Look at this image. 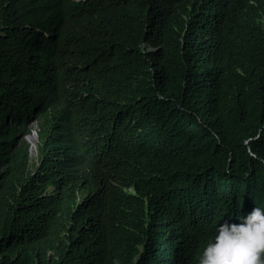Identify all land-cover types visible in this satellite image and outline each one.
I'll return each instance as SVG.
<instances>
[{
  "label": "trees",
  "instance_id": "16d2710c",
  "mask_svg": "<svg viewBox=\"0 0 264 264\" xmlns=\"http://www.w3.org/2000/svg\"><path fill=\"white\" fill-rule=\"evenodd\" d=\"M0 264H264V0H0Z\"/></svg>",
  "mask_w": 264,
  "mask_h": 264
},
{
  "label": "rangeland",
  "instance_id": "374dc122",
  "mask_svg": "<svg viewBox=\"0 0 264 264\" xmlns=\"http://www.w3.org/2000/svg\"><path fill=\"white\" fill-rule=\"evenodd\" d=\"M31 135L26 136L24 140L29 144L30 149H29V158H30V164H35L37 161V154H36V143H37V136H36V131H37V124L33 123L31 126ZM34 137V145H32L29 141L30 137Z\"/></svg>",
  "mask_w": 264,
  "mask_h": 264
},
{
  "label": "bare ground",
  "instance_id": "6f19581e",
  "mask_svg": "<svg viewBox=\"0 0 264 264\" xmlns=\"http://www.w3.org/2000/svg\"><path fill=\"white\" fill-rule=\"evenodd\" d=\"M34 140H35V139H34L33 136L29 138V141H30V143H31L32 145H34Z\"/></svg>",
  "mask_w": 264,
  "mask_h": 264
}]
</instances>
